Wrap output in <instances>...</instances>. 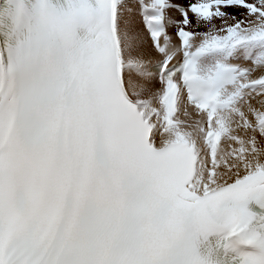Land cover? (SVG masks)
I'll use <instances>...</instances> for the list:
<instances>
[{
	"label": "snow or ice",
	"instance_id": "obj_1",
	"mask_svg": "<svg viewBox=\"0 0 264 264\" xmlns=\"http://www.w3.org/2000/svg\"><path fill=\"white\" fill-rule=\"evenodd\" d=\"M0 264H264V0H0Z\"/></svg>",
	"mask_w": 264,
	"mask_h": 264
}]
</instances>
